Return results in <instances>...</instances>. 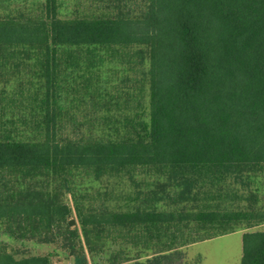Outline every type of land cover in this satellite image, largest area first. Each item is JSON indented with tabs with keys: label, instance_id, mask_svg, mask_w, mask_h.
I'll return each instance as SVG.
<instances>
[{
	"label": "trees",
	"instance_id": "16d2710c",
	"mask_svg": "<svg viewBox=\"0 0 264 264\" xmlns=\"http://www.w3.org/2000/svg\"><path fill=\"white\" fill-rule=\"evenodd\" d=\"M103 1L0 18V84L16 81L0 86V234L105 264H181L182 245L264 222V0ZM101 62L119 63L116 78ZM76 171L126 176L129 206L107 186L76 198ZM241 241L240 264H264V231ZM50 255L0 244V264Z\"/></svg>",
	"mask_w": 264,
	"mask_h": 264
},
{
	"label": "rangeland",
	"instance_id": "374dc122",
	"mask_svg": "<svg viewBox=\"0 0 264 264\" xmlns=\"http://www.w3.org/2000/svg\"><path fill=\"white\" fill-rule=\"evenodd\" d=\"M32 1L35 4L41 0H0V18L6 17L7 14L15 15L18 11L26 12L27 8L31 6ZM60 10L65 15L84 13L92 14L99 13L101 10H106L103 6L105 3L103 0H59ZM34 4V6H35ZM118 62H101L100 77L103 81L109 78H116L113 76L119 65ZM119 64V63H118ZM15 79L9 80L6 83L0 84L5 86L7 92L12 93L15 91ZM15 88V89H14ZM4 103V102H3ZM7 104V103H6ZM260 181V192L258 194L259 201L264 203V175ZM113 177H103L100 180L85 177L81 172H75L71 176L72 189L75 193V197L81 199L84 197L86 201L90 197L95 195L97 197L96 190H100L107 186L109 190L110 199L108 202L111 204H121L123 207L129 206V196L127 199V193L133 192L137 188L126 176L122 177V180ZM121 182V183H120ZM142 187V184H140ZM97 192V193H96ZM61 197L70 207L73 208V193L69 190H64ZM202 197V195L200 196ZM229 200V197L227 198ZM239 201V200H238ZM229 203L228 201H226ZM231 207L235 206L236 200H231ZM245 203L244 200H240L238 205ZM71 224L79 226L76 214L73 210L69 217ZM246 230H262L264 231V222L255 226L244 228L239 227L234 231L220 234L208 239L192 242L182 245L179 249L183 255L181 264H240L242 254V233ZM0 244L5 245L7 250L14 253L16 256L30 255V254H51V264H105V255H89L87 252L82 253L80 256H72L67 251L61 249L56 243H40L31 239H15L7 237L4 234H0Z\"/></svg>",
	"mask_w": 264,
	"mask_h": 264
},
{
	"label": "water",
	"instance_id": "95a60500",
	"mask_svg": "<svg viewBox=\"0 0 264 264\" xmlns=\"http://www.w3.org/2000/svg\"><path fill=\"white\" fill-rule=\"evenodd\" d=\"M73 221L72 220H70V223H72Z\"/></svg>",
	"mask_w": 264,
	"mask_h": 264
}]
</instances>
